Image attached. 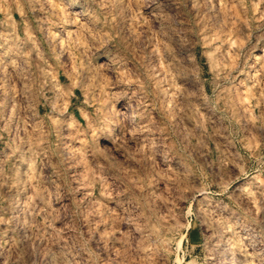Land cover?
Returning a JSON list of instances; mask_svg holds the SVG:
<instances>
[{
    "label": "rangeland",
    "instance_id": "1",
    "mask_svg": "<svg viewBox=\"0 0 264 264\" xmlns=\"http://www.w3.org/2000/svg\"><path fill=\"white\" fill-rule=\"evenodd\" d=\"M238 253L264 264V0H0V264Z\"/></svg>",
    "mask_w": 264,
    "mask_h": 264
},
{
    "label": "bare ground",
    "instance_id": "2",
    "mask_svg": "<svg viewBox=\"0 0 264 264\" xmlns=\"http://www.w3.org/2000/svg\"><path fill=\"white\" fill-rule=\"evenodd\" d=\"M68 5V4H67ZM161 5V4H160ZM211 7V6H210ZM212 7H214V6H212ZM159 12V11H158ZM203 12V11H202ZM208 12V11H207ZM175 48V47H174ZM185 62V61H184ZM181 67H183V66H181ZM186 68V67H185ZM187 69V68H186ZM192 75V74H191ZM190 75V76H191ZM190 79V78H189ZM185 96V95H184ZM202 110V109H201ZM203 111V110H202ZM180 114V113H179ZM194 120V119H193ZM186 125V124H185ZM197 126H199V125H197ZM187 129H188V127H187ZM211 130V129H210ZM213 130V129H212ZM206 132V131H205ZM221 132V131H220ZM217 134V133H216ZM215 137V136H214ZM217 137V136H216ZM210 140V139H209ZM196 147H198V146H196ZM225 149V148H224ZM223 149V150H224ZM202 150V149H201ZM108 151V150H107ZM198 153V152H197ZM219 157V156H218ZM228 159V158H227ZM218 164H220V163H218ZM216 167H218V166H216ZM181 169V168H180ZM225 170V169H224ZM4 179V178H3ZM13 179V178H12ZM15 179V178H14ZM13 179V180H14ZM7 180V179H6ZM16 180V179H15ZM6 184V183H5ZM16 184V183H15ZM4 186V185H3ZM17 186V185H16ZM240 190V189H239ZM11 191V190H10ZM200 194V193H199ZM239 194V193H238ZM192 196V195H191ZM194 197V196H193ZM198 197V196H197ZM252 201V200H251ZM244 204V203H243ZM14 205V204H13ZM198 206H200V205H198ZM213 208V207H212ZM214 209V208H213ZM227 216V215H226ZM205 217V216H204ZM202 218V217H201ZM224 221V220H223ZM239 229V228H238ZM215 234V233H214ZM220 235V234H219ZM239 238H241V237H239ZM242 240V239H241ZM215 244V243H214ZM243 244H245V243H243ZM223 247V246H222ZM231 248V247H230ZM251 248V247H250ZM219 249V248H218ZM243 249V248H242ZM252 249V248H251ZM219 257V256H218ZM238 257H239V262H240V264H245L244 262H246L245 260H244V258L242 257V255H241V253H238ZM228 258H230V257H228ZM227 258V259H228ZM216 259V258H215ZM220 259V258H219ZM226 259V260H227ZM214 261V260H213ZM228 261V260H227ZM250 261V260H249ZM220 263H222V262H220ZM251 263V262H250ZM258 263V262H257ZM262 264V263H261Z\"/></svg>",
    "mask_w": 264,
    "mask_h": 264
}]
</instances>
